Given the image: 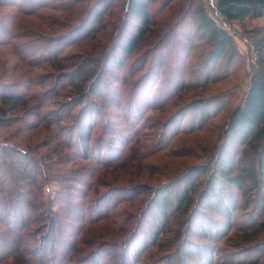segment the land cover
Masks as SVG:
<instances>
[{"label": "trees", "instance_id": "16d2710c", "mask_svg": "<svg viewBox=\"0 0 264 264\" xmlns=\"http://www.w3.org/2000/svg\"><path fill=\"white\" fill-rule=\"evenodd\" d=\"M55 1L0 0V8H10L0 13V47H10L28 67H49L37 76L31 70L9 81L0 76V126L19 122L0 134V222L10 232L0 238V264H201L193 257L199 254L208 264H264V23L250 25L264 21V0H90L75 24L57 35L14 31L15 14L35 15ZM61 1L52 8L85 0ZM176 1L170 13L176 19L154 18ZM114 7L118 22L102 41L95 34ZM214 16L245 31L253 57L251 71L243 74L245 91L211 147L196 163L164 174L159 185L137 181L111 188L98 182L97 169L121 168L163 148L158 140L168 126L170 133L200 131L227 108L229 97L206 91L232 76V62L241 58ZM127 18L135 31H124ZM44 21L53 24L49 15ZM186 22L184 42L162 47ZM85 37L98 41L96 52L64 55ZM169 107L163 121L152 117ZM116 111L123 127L110 122ZM35 124L50 129L45 151L14 137ZM139 148L147 150L143 156ZM49 183L56 185L53 200L43 193ZM123 203L135 206L130 214L136 219L121 222L115 241L83 238L78 223L119 217ZM194 216L197 236L190 228Z\"/></svg>", "mask_w": 264, "mask_h": 264}, {"label": "rangeland", "instance_id": "374dc122", "mask_svg": "<svg viewBox=\"0 0 264 264\" xmlns=\"http://www.w3.org/2000/svg\"><path fill=\"white\" fill-rule=\"evenodd\" d=\"M61 1V0H60ZM67 0H62L61 3H64ZM93 1V0H91ZM90 0H85L82 2H79L78 4H75L74 7H71L70 5H64L63 8H66L67 10H64L63 8H52L55 6H58L60 4L59 0H56L55 6L49 7V8H43L39 12H37L35 15H19L15 14L13 20H15V23H19V27L16 25V28H14V31L16 32H21V31H29L28 29H32L34 33L40 32L41 34L48 35V36H54L59 33H61L65 28H67L69 25L71 26L72 24H75L76 19H78L79 15L81 14V11L84 12L85 8L90 5ZM76 3V0H75ZM116 5L118 2H115ZM68 4V2H67ZM62 5V4H61ZM74 5V4H71ZM115 5V6H116ZM179 5V2L176 1V3L170 4L168 7L163 9L161 12H155L154 18L160 19L163 21V19L169 18V17H174L175 19L177 18L176 16H173L170 14L171 11H175L177 6ZM156 4H152L151 7H156ZM171 7H174L173 9H170ZM10 8H0V13L3 12H9ZM63 9V10H61ZM117 7H114L112 12H110V15L108 17H104V23H102V27H105L104 30L100 31L99 33H96V37H100L102 41L106 38L108 32H110L112 29V25L117 21ZM96 10H94L95 12ZM113 11H115V15H113ZM158 13V14H157ZM170 14V15H169ZM44 15H49L52 18V25H47L44 23ZM116 16V17H115ZM216 19V23L219 26H222L223 28L226 29L227 32L232 36L234 43L237 47V51L239 54V58H235L234 61L232 62V68H235L234 74L232 76H228L222 79V82L218 84H214L211 87L208 88L206 91L209 95H214V96H221L222 98H227L229 97V104L226 109L218 112L214 116H212L209 120L208 125L200 130V131H195L190 134L183 132H175V133H170L172 129L168 126L172 120L168 122V127L165 129L166 134L165 136L162 137V139L158 140L159 146H161L164 143L163 148L160 150H157L150 156H146L141 158V160L137 161L134 159L133 162L129 161L127 164L121 168L114 169H97L96 171V177L98 182H104L106 187L109 186L112 187H118V186H123V185H128L129 183L132 182H150L153 185H157L160 183V181L163 178V175H172L180 170L196 163L202 155L206 153V151L211 147L213 138L215 134L217 133V130L219 127L225 124L228 111L232 106H235L236 103L239 101L242 93L245 91V86L247 82V78L243 76L244 72L247 74L251 71L250 67L252 66V57H253V52L251 50V46L249 42H245L246 38V33L243 31L239 25L236 23H225L222 21L219 17L214 16ZM60 20H64L65 24L61 27L59 26ZM126 21V27L125 30L129 31H135L133 28L132 20L130 18H127ZM264 21H254L251 22L250 25L251 27H257L261 24H263ZM108 28V30L106 29ZM106 29V30H105ZM188 29V24L182 23L180 25H176L174 28V32L166 36L165 40L163 41L162 47L164 48H171L172 46H175L178 42H184V36L185 33L187 32ZM29 35V34H28ZM125 35V34H123ZM154 40V38L150 39L149 41ZM148 41V42H149ZM156 42V39H155ZM98 41H95L93 39H90V37H85L82 39L81 42H73L69 46H67L64 50V55L66 56H74V55H81L84 54L85 52H91L94 51L96 52L98 46ZM205 45H202L200 47H197L194 51H202L204 49ZM179 57H182L181 54H179ZM177 57V59L179 58ZM157 61V59H155ZM177 62V60L175 61ZM14 66V69H10V67ZM30 73L35 74L34 76H37L38 74H44L46 73L47 70H49V67L46 66L45 68H34L32 66L28 67L24 62L18 59L16 57L15 53L10 47H0V76H3V80H14L18 75H21L22 73L25 72V75H28V71ZM220 70V67H219ZM218 70V71H219ZM11 73V74H10ZM176 74V73H175ZM24 75V76H25ZM0 80L2 81V78L0 77ZM35 88V87H34ZM32 88V91H37L38 89ZM70 90V89H69ZM186 91V90H185ZM183 91V93L185 92ZM146 92V89L143 90V93ZM48 108V107H47ZM43 109L42 111H44ZM171 108H167L163 110L162 112H154L153 118L158 120L159 122L163 121L165 117L169 114V111ZM111 111H114V108H112ZM172 112V111H170ZM21 113V112H20ZM167 114V115H166ZM166 115V116H165ZM118 112L116 111L109 119L110 122L112 121L113 123L117 124V127H121L120 119H118ZM28 119V124L30 121H34L33 119ZM169 120V119H168ZM166 120V121H168ZM165 121V122H166ZM178 121V118L171 124L174 125ZM164 122V123H165ZM21 125V124H20ZM23 126V125H21ZM26 126V125H25ZM154 126V123H153ZM19 127V122H12L10 126L2 127L0 126V134H5L9 130L13 131L15 128ZM123 127V126H122ZM150 130V129H149ZM168 133V134H167ZM110 135L115 139L116 145L118 148L120 146L118 145V140H117V134L116 133H110ZM17 140L28 144L32 147H38L40 151H45V145L50 139V129L47 124H41L37 125L35 124L32 126V128L27 129L21 127L19 134H15L14 136ZM110 137V136H107ZM164 139H166L164 142ZM153 141L152 143H154ZM147 141H144L143 139L141 140V144H146ZM140 151L138 152L139 155L145 154L147 150L139 148ZM138 159V158H137ZM140 162V163H137ZM131 163V164H130ZM118 174V177H117ZM113 175V176H112ZM116 175V176H115ZM117 177V178H115ZM159 185V184H158ZM110 188V189H111ZM109 190V188H106ZM55 190H56V185L54 183H49L47 186L44 188V195L48 197L49 200H53L55 197ZM135 206H130L129 203H123L120 207L122 211V215L119 217L115 216H108L104 219L99 218L95 223H92L90 225H84V222L78 223L77 227L82 226L80 229L82 231V236L84 239H92L95 236L96 241H102V240H113L115 241V237L120 236V226L121 222L123 220L128 221L130 223L131 221H135L136 217H132L130 213L131 211H136ZM130 210V211H128ZM101 213V210L98 212ZM121 213V212H120ZM126 213H128V219H126ZM126 214V215H124ZM148 217V216H147ZM216 217V216H215ZM201 220V218H200ZM218 222L223 224L224 220L222 218L217 219ZM199 219L197 217H193L191 221V230L194 232V234L200 235V231L197 228V225H199ZM128 227V226H127ZM224 230V229H223ZM116 233V234H115ZM115 234V235H114ZM10 235L9 230L2 225L0 222V238L2 236H8ZM117 235V236H116ZM165 237L163 239H167L168 237L164 235ZM3 239V238H2ZM117 240V239H116ZM165 241V240H164ZM197 243H200V241H196ZM135 241L131 245V249L135 247ZM164 246L158 248L157 250L155 249V254L163 251L162 248ZM198 250V249H195ZM10 252L12 255L17 257V253L15 250L10 248ZM195 258V262H197L196 259L200 258L204 262L201 264H208L207 258L204 259L205 257H201V254L199 255H193ZM98 259V257H97ZM18 264L14 263L13 259L7 260L4 264ZM21 264V263H20Z\"/></svg>", "mask_w": 264, "mask_h": 264}]
</instances>
